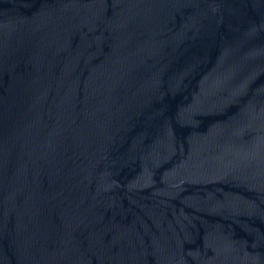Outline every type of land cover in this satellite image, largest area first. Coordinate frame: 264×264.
I'll list each match as a JSON object with an SVG mask.
<instances>
[{
  "label": "water",
  "instance_id": "1",
  "mask_svg": "<svg viewBox=\"0 0 264 264\" xmlns=\"http://www.w3.org/2000/svg\"><path fill=\"white\" fill-rule=\"evenodd\" d=\"M0 264H264V0H0Z\"/></svg>",
  "mask_w": 264,
  "mask_h": 264
}]
</instances>
